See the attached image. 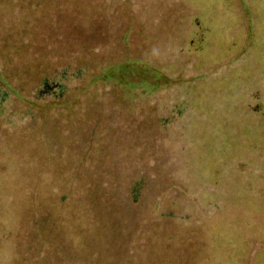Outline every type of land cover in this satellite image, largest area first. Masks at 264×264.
<instances>
[{
	"label": "rangeland",
	"instance_id": "374dc122",
	"mask_svg": "<svg viewBox=\"0 0 264 264\" xmlns=\"http://www.w3.org/2000/svg\"><path fill=\"white\" fill-rule=\"evenodd\" d=\"M205 1L181 10V0H0V264H55L37 260L67 185L54 175L89 173L87 160L104 167L91 176L125 185L134 171L162 175L157 208L193 225V238L171 239L179 264H264V105L252 111L247 90L259 80L264 93V0H236L256 12L252 43L231 7ZM208 17L201 43L195 31ZM63 66H88L76 81L86 89L58 113L37 99Z\"/></svg>",
	"mask_w": 264,
	"mask_h": 264
},
{
	"label": "water",
	"instance_id": "95a60500",
	"mask_svg": "<svg viewBox=\"0 0 264 264\" xmlns=\"http://www.w3.org/2000/svg\"><path fill=\"white\" fill-rule=\"evenodd\" d=\"M181 1L185 6H180L181 10L193 8V4L198 6L195 10H200V0H193V4L188 0ZM218 1L213 0V4L216 5ZM220 1L225 8L231 7L230 14L239 15L241 25H245L241 18V11L238 14L239 7L236 0H227L226 3L224 0ZM230 1L233 2L229 5ZM212 13L216 11L213 10ZM208 16H211V13H208ZM187 18L191 19V15ZM187 21H185V27L182 26L180 30L185 40L187 38L183 35L184 31L190 26ZM205 22L204 24L203 21L195 31L198 33L197 38L201 32L205 36L211 35L213 23L207 20ZM195 25L197 26V23ZM163 30L172 31L171 26H166ZM228 40L230 41V38ZM242 41L241 39L240 45ZM58 64L63 65V62L54 64L52 69ZM52 158L54 160L57 157L54 155ZM74 161L77 163L76 159ZM84 166L89 173L76 174L79 171L75 167L67 174L54 175L55 183L61 180L59 177H66L65 182L67 180L63 193H60L67 196L66 201L62 202L59 199L60 196L57 200L54 195L50 209L52 215L50 219L53 222L51 235L55 237L57 247L62 248L64 254L73 261L76 260L77 264H179L181 258L170 253L176 248L177 242L170 240L169 237L172 236L178 242L186 241L187 237L193 238V225L182 227L173 220L172 211L152 207L157 203L163 190L161 185L164 181L160 178L162 175L160 174L159 178L155 172L144 175L146 184L141 189L142 200L139 203L133 197L127 201L125 195L129 193V186L143 174H137V171L131 172L127 178L129 184L125 185L121 181L117 184L118 175L108 178L105 174L99 173L93 180L87 178V175H93L92 172L96 171L97 166L104 168L98 160H87ZM158 179L161 187L156 184ZM164 224L173 225V230L162 228ZM190 245H193V239ZM189 251L192 252L188 247H184L182 254ZM191 263L193 264L192 259L184 262V264Z\"/></svg>",
	"mask_w": 264,
	"mask_h": 264
},
{
	"label": "trees",
	"instance_id": "16d2710c",
	"mask_svg": "<svg viewBox=\"0 0 264 264\" xmlns=\"http://www.w3.org/2000/svg\"><path fill=\"white\" fill-rule=\"evenodd\" d=\"M239 7V11L238 14H240L241 11V7L239 6V4H237ZM236 11V10H235ZM213 10H208L207 11V15L208 13H212ZM255 14L256 12L251 13L250 15H245L244 12H241V18H243V22L246 24L241 25V27L245 30L247 29L246 32V42H253V31H254V25H255ZM211 18L208 17L207 21L209 23H211ZM246 20V21H245ZM241 24V23H240ZM208 30V29H207ZM204 34L203 32H201V34L198 36V40H200L201 43H204ZM203 37V38H202ZM245 39V38H244ZM194 40V39H193ZM231 43H229V47L231 48V52L234 50H237L236 47H234L236 45V41H232L230 39ZM229 41V42H230ZM207 44V43H206ZM243 45V44H242ZM242 45L239 44V47H243ZM207 47H209V44H207ZM238 47V49H239ZM247 48V44L243 47V49L241 50V52L239 54L242 53V56L245 55V50ZM211 52V51H210ZM212 54V52H211ZM232 55V53H231ZM240 55H238L239 57ZM241 57V56H240ZM236 60V59H233ZM232 60V61H233ZM229 62L230 63H232ZM126 65V64H124ZM231 65V64H230ZM118 66H121L119 64L117 65H113V64H108L105 66L104 70L106 74H109L110 72L112 74H116L118 73ZM88 66H84V67H79V68H70L68 66H63L60 69L57 70V72H55L54 76L49 80L46 81L45 84L48 86H44L48 89L49 92V98L48 99H43V98H39L37 99V101L39 103H41L43 105V107L45 108H49L52 107L54 108L55 111L62 112V113H66V112H70L69 110L72 109L73 106L79 104L80 102V97L83 94V91L86 89L84 88L85 85L84 83H82V87H80V85H76V81L79 80V78L85 77V73H86V68ZM225 68V66L222 68L220 67L219 70L213 74L212 78H216V77H221V75H219L220 72H222V70ZM91 81L89 83H94L97 80V77L92 76ZM257 80V79H255ZM263 84H264V80H263ZM261 86L262 83L258 80L257 85L254 84L253 87L251 88H247V90L249 91V95L252 98V100L254 99L256 101L255 107L253 109H251L254 112L260 113V104L264 105V102H261V97L260 95L264 93H261ZM263 113V112H261ZM219 138L218 141H220V136H217ZM76 174H81V172H78ZM262 175V174H260ZM105 176L108 178H113V175H108L105 173ZM95 176H91V175H87V178H90V180H93ZM119 178V177H118ZM117 178V184L120 182ZM130 182L127 181L126 184H129ZM144 184H146V181H144V175H141V178L138 180H135L133 184H131L129 186V193L125 195V199L128 201L131 197L135 198V200L137 202H141L142 198H141V189L144 187ZM114 186H116V184H114ZM66 195H62L59 197V199L64 202V200L66 201ZM154 209H158L157 208V204H153L152 206ZM173 220H175L176 222V215H174L173 213L171 214ZM181 223V221L179 222ZM182 224V223H181ZM38 225V224H37ZM185 227V226H184ZM52 232V231H51ZM76 238H78L76 236ZM169 239H172V236L169 237ZM40 252V256H37V260L40 261L44 260L46 257H51L52 258V262H54L55 264H77L76 260L73 261V259L69 258L68 255L64 254V251L59 249L56 245V240L55 237H53L50 233V237L46 238V236L43 237V239H40V245H39V250L38 253Z\"/></svg>",
	"mask_w": 264,
	"mask_h": 264
},
{
	"label": "flooded vegetation",
	"instance_id": "af4514ba",
	"mask_svg": "<svg viewBox=\"0 0 264 264\" xmlns=\"http://www.w3.org/2000/svg\"><path fill=\"white\" fill-rule=\"evenodd\" d=\"M44 86H48V85H46V84L44 83Z\"/></svg>",
	"mask_w": 264,
	"mask_h": 264
}]
</instances>
